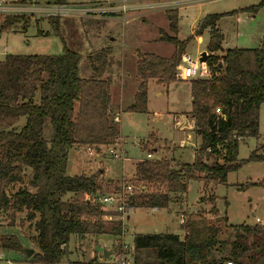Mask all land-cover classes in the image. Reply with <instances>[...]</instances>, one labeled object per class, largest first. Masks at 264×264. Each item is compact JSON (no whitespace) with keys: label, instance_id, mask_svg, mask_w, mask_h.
<instances>
[{"label":"trees","instance_id":"1","mask_svg":"<svg viewBox=\"0 0 264 264\" xmlns=\"http://www.w3.org/2000/svg\"><path fill=\"white\" fill-rule=\"evenodd\" d=\"M52 2L66 5L65 0ZM262 7L264 0L247 9L206 16L185 41L164 35L162 39L173 46L168 58L154 54L138 56L139 84L133 103L124 113L146 114L149 82L165 89L176 83L177 68L190 40L208 31L205 62L208 76L188 80L191 97L188 116L194 120L200 147L191 164L175 165L173 160L136 163L131 182L135 190L127 201L128 210H165L173 199L186 194L189 181L225 185L227 175L246 163H264V144L248 159L237 162L239 145L259 138V109L264 103V34L256 48H233L217 55L223 42L218 21L241 13L255 16ZM165 16L170 32L176 35L177 12H167ZM48 20L58 34L59 19ZM20 22L27 27L28 20L23 17L0 18V34ZM110 56L111 51L105 49L91 59L94 74L89 78L80 76L81 55L66 46L60 56L6 55L0 61V213L11 210L12 218L24 213L18 227L38 250L30 257L34 263L67 264L71 237L84 241L104 235L118 239L121 235L122 225L116 220L119 215L105 210L93 199L101 193V172L66 175L71 149L92 147L99 153L119 138L111 85L101 78ZM215 109L221 113L216 114ZM22 119L24 123L19 124ZM142 148L148 150L147 145ZM212 156L215 159L208 164ZM26 170L30 172L28 186L32 191L21 188L9 197L7 190L23 181ZM68 194L72 196L66 199ZM209 201L214 204L215 198ZM212 211L218 216L215 208ZM112 217L114 221L106 220ZM224 220L226 225L227 218ZM228 227L233 236L228 242L222 241L219 229L203 214H188L181 226L183 239L169 233L135 235L134 262L264 264V226ZM2 250L20 251L18 238L0 234ZM97 256L95 252L88 264H107Z\"/></svg>","mask_w":264,"mask_h":264},{"label":"rangeland","instance_id":"2","mask_svg":"<svg viewBox=\"0 0 264 264\" xmlns=\"http://www.w3.org/2000/svg\"><path fill=\"white\" fill-rule=\"evenodd\" d=\"M52 1L38 0V3L46 6L53 4ZM108 1L118 3L120 0ZM260 1L195 0L193 4L177 9L134 14L129 16L126 22L118 18L104 20L105 18L97 14L88 18H59L58 34L46 17L26 19L27 27H23V22H20L0 34V61L6 55L60 56L63 54V47L66 46L68 50L81 55L80 76L89 78L94 74L91 59L102 50L109 49L111 51L109 65L103 71L101 78L110 82L113 108L116 112L117 104L121 103L117 99L121 83L127 88L139 83L136 75L138 56L144 54H154L162 58L171 56L173 46L162 39L164 35L185 41L193 36L194 29L206 16L247 9L257 6ZM65 2L67 6L74 8L90 6L91 9H98L102 8V5L106 6L105 0H65ZM173 11L178 15L176 35L170 32L165 16L167 12ZM237 15L225 16L217 23V28L223 35L222 50L217 53L218 56H222L228 49L256 48L260 45L264 34V7L259 9L254 17H250L249 13ZM198 39L199 37H193L184 53L192 63H197L200 55L206 53L208 31L203 32L201 40ZM180 65H183L182 61ZM177 82L179 83L169 88L168 94L154 82L148 84L147 113L120 115V145L116 146L118 142L104 147L93 157H84V148H73L69 151L67 176H89L104 171L100 180L101 193L93 198L95 202L99 201V197L115 195L123 186L131 184L135 164L140 161L173 160L175 165L193 162L194 153L200 147V139L195 132L194 120L186 113L190 109L189 89L186 86V82L189 81L177 79ZM129 91L130 89H127L126 97L122 102L123 111L127 108V104L132 103ZM23 123L22 119L19 124ZM262 144H264V103L259 109V138L248 139L239 145L237 162L248 159L250 154ZM145 145L148 146V150L142 148ZM111 149L121 156L119 160H115L109 154ZM203 159L206 160L205 157ZM214 159V156L210 157L207 160L208 164ZM29 180L30 172L26 170L23 181L13 184L7 190V195L11 197L21 188L32 191L28 186ZM204 185L205 190L202 191V183L190 181L186 197L173 199L165 210H128L124 221L127 231L124 240L128 245H132L135 235L162 233L178 235L183 239L185 233L181 226L185 217L191 213H201L212 226L219 229L220 240L228 242L233 236V230L228 227L229 225H250L254 224L255 218L263 219V162H249L238 171L229 173L225 185ZM71 196L68 194L66 199ZM211 197L215 198L214 204L209 201ZM212 208L217 210L218 216L212 214ZM11 214V210L0 213V234L17 237L21 250L0 251V264L8 262L38 264L27 258L22 251V249H31L34 253L38 252L18 227V222L24 217V213L17 214L14 218ZM225 218H227L226 225ZM106 220L108 221V218ZM110 220L114 221L115 218H109ZM109 227L107 224L106 228ZM30 233L34 235V232ZM117 243V239L108 235L84 241L71 237L68 244L70 255L65 261L67 264H88L95 256L96 246L111 252Z\"/></svg>","mask_w":264,"mask_h":264},{"label":"built area","instance_id":"3","mask_svg":"<svg viewBox=\"0 0 264 264\" xmlns=\"http://www.w3.org/2000/svg\"><path fill=\"white\" fill-rule=\"evenodd\" d=\"M195 0H120L118 3H110L105 0V5L102 8L91 9L88 7L74 8L66 5H40L38 0H0V18L3 17H23L25 19L35 18H83L91 17L97 14L103 18H118L122 22H126L129 16L139 13H149L157 10H171L179 7H184L193 4ZM197 1V0H196ZM205 1V0H198ZM183 65L178 66L177 79L187 81L196 78H206L208 76L207 69L204 64L192 63L188 56H182ZM216 114H220L219 109H215ZM114 121L118 123V118L115 117ZM84 157H93L98 154L92 147H85L83 150ZM109 154L115 159L119 160L120 155L113 149L109 150ZM150 156H148V159ZM135 190L131 184L123 186L122 190L113 195H105L99 197L98 203L107 211L118 214L116 219L121 222V235L117 239L118 243L110 252V257L107 264H135L134 262V247L128 245L124 240L126 236V229L124 221L127 216V201ZM264 211V210H263ZM107 219V218H106ZM109 219V218H108ZM254 224L264 226L263 219L255 218ZM231 264V263H227Z\"/></svg>","mask_w":264,"mask_h":264},{"label":"crops","instance_id":"4","mask_svg":"<svg viewBox=\"0 0 264 264\" xmlns=\"http://www.w3.org/2000/svg\"><path fill=\"white\" fill-rule=\"evenodd\" d=\"M237 16H239V15H237ZM236 16V17H237ZM250 17H254V16H252V15H250ZM106 19H108V18H105L104 20H106ZM198 40H201V37H199V39ZM150 83V82H149ZM153 83V82H152ZM177 83H179V82H176V83H172L171 85H169V87L167 88V89H165V88H163L162 87V89L163 90H165L164 92L166 93V94H168V91H169V88L170 87H172L173 86V84H177ZM138 82L137 83H135L134 84V86L133 87H126V86H124V84H122L121 83V85L119 86V88H120V91H119V93H118V97H117V99L121 102L120 104H117V106L116 107H118V111H116V115H113V117L115 116V117H117L118 118V120L120 121V115L122 114V113H124L123 112V110H122V102H123V99L126 97V94H127V89H130V94H129V96L131 97V99H132V103H133V97H134V95H135V93H136V90H137V87H138ZM180 84H183V83H180ZM185 84V83H184ZM186 86H187V88L189 89V96H190V85H189V82H186ZM112 92V91H111ZM159 96V95H158ZM131 103V104H132ZM111 104H112V106H113V102H112V93H111ZM131 104H127V106L126 107H128V106H130ZM113 108V107H112ZM114 109V108H113ZM190 110H191V97H190V109L186 112V113H189L190 112ZM119 121H118V123H117V125H118V127H119ZM119 142V143H118ZM120 137L113 143V144H117L116 146H118V145H120ZM102 173H104V171H102ZM190 182V181H189ZM188 182V183H189ZM200 183H202L203 184V186H202V191L203 190H205V185H204V183L202 182V181H199ZM188 183H187V189H188ZM186 195H187V191H186V194L184 195V197H186ZM199 202V201H198ZM95 257V256H94ZM97 259L100 261V262H104L103 261V259H100L98 256H97ZM93 260V259H92ZM7 264H13V263H10V262H8Z\"/></svg>","mask_w":264,"mask_h":264},{"label":"water","instance_id":"5","mask_svg":"<svg viewBox=\"0 0 264 264\" xmlns=\"http://www.w3.org/2000/svg\"><path fill=\"white\" fill-rule=\"evenodd\" d=\"M206 58H207V54L205 52H203L201 55H200V58L198 60V62L200 64H205L206 62ZM102 173V172H101ZM22 251L24 252L25 256L27 258H30L34 251L31 250V249H22ZM94 251L98 254V257L100 259H103L104 261H108L109 257H110V252L106 251L105 249H103L102 247L100 246H96L94 248Z\"/></svg>","mask_w":264,"mask_h":264}]
</instances>
